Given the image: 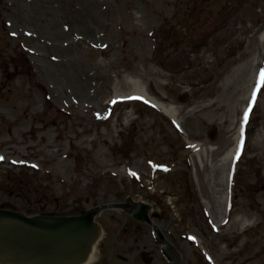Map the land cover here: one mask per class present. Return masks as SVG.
Returning <instances> with one entry per match:
<instances>
[{
	"label": "rangeland",
	"instance_id": "rangeland-1",
	"mask_svg": "<svg viewBox=\"0 0 264 264\" xmlns=\"http://www.w3.org/2000/svg\"><path fill=\"white\" fill-rule=\"evenodd\" d=\"M263 32L264 0H0V208L75 216L131 197L180 264H264ZM239 125L240 157L218 169ZM94 221L92 264H167L146 223Z\"/></svg>",
	"mask_w": 264,
	"mask_h": 264
},
{
	"label": "water",
	"instance_id": "water-1",
	"mask_svg": "<svg viewBox=\"0 0 264 264\" xmlns=\"http://www.w3.org/2000/svg\"><path fill=\"white\" fill-rule=\"evenodd\" d=\"M186 99L180 98L182 102H186ZM107 209H122L136 220L149 224L158 244L162 246L161 263L180 264L177 251L151 221L146 213L148 207L142 203L102 205L72 217H26L18 212L0 209V220H8L16 226L11 230L16 237L9 234L0 236V264H83L97 240L94 220ZM152 241L156 243L153 232ZM7 243L12 246H5Z\"/></svg>",
	"mask_w": 264,
	"mask_h": 264
},
{
	"label": "bare ground",
	"instance_id": "bare-ground-1",
	"mask_svg": "<svg viewBox=\"0 0 264 264\" xmlns=\"http://www.w3.org/2000/svg\"><path fill=\"white\" fill-rule=\"evenodd\" d=\"M259 43H260L259 46H262L263 50H264V32L259 37ZM260 49L258 48L255 56L251 60L252 64L250 63L253 67H252L251 74L249 75L248 79H246V81H245V89L246 90H245V94H244L243 104H246L248 102V100L251 99V97L253 96V94L256 91V85L259 82L258 69H259V66L261 63L260 62V57H261V50ZM127 83L130 84V87H131V93L130 94H134V95H136V97L142 98L143 100L148 101L149 103L154 105L158 110H160L162 113H164L166 116H168L170 119L179 123V120H178L179 118L177 117L176 109L173 107H168L167 105L163 104L162 102L158 101L153 96H151L139 79L134 78V77H130L127 79ZM116 94H117V97H122L121 94H119V93H116ZM125 96H127V95H125ZM242 110L245 111L246 108H242ZM241 134H242V126L239 125L238 129L236 130V135L234 138L233 146L227 151V153L224 155V157L218 159V161H219L218 165L220 166L218 169H223V171H224L225 167L228 165L227 166L228 169L231 170V167L233 166L234 162L238 158ZM205 151L208 152V149L203 150L202 151L203 153L200 152L196 155L197 162L200 166H202V164H203L202 156L205 153ZM210 151L211 150L209 149V152ZM221 174H223V172ZM226 180H227L226 186L229 188V182H230L229 173L226 174ZM215 183L217 184L216 181H215ZM214 198L217 200L216 201L217 208L220 209L222 202L225 203L227 201L226 192H224V194L222 196L215 195ZM207 211L209 213H211V207L207 208ZM241 222H242L241 224L243 227L248 226L249 224L251 225V223H249V221H247V220H242ZM13 229H16V226L13 225L12 222H10L8 220H0V236L1 237H4L6 234H9L11 237H16V234H12L11 230H13ZM96 232L98 235L97 240H96L95 244L93 245V248H92L90 254L88 255L87 260L83 264H92L94 262L95 253H96L97 247L100 244V241H101V238L103 235V230L101 228H97ZM5 246H12V244L7 243ZM5 246H3V247H5ZM178 260H179L178 256H176V261H178Z\"/></svg>",
	"mask_w": 264,
	"mask_h": 264
},
{
	"label": "trees",
	"instance_id": "trees-1",
	"mask_svg": "<svg viewBox=\"0 0 264 264\" xmlns=\"http://www.w3.org/2000/svg\"><path fill=\"white\" fill-rule=\"evenodd\" d=\"M188 182H190V180H189ZM189 185H190V184H189ZM190 187H191V186H190ZM190 190H191L192 198L194 199L195 197H194V193H193V191H192V188H190Z\"/></svg>",
	"mask_w": 264,
	"mask_h": 264
},
{
	"label": "snow or ice",
	"instance_id": "snow-or-ice-1",
	"mask_svg": "<svg viewBox=\"0 0 264 264\" xmlns=\"http://www.w3.org/2000/svg\"><path fill=\"white\" fill-rule=\"evenodd\" d=\"M255 96V94H253ZM245 119H247V113H245Z\"/></svg>",
	"mask_w": 264,
	"mask_h": 264
},
{
	"label": "flooded vegetation",
	"instance_id": "flooded-vegetation-1",
	"mask_svg": "<svg viewBox=\"0 0 264 264\" xmlns=\"http://www.w3.org/2000/svg\"><path fill=\"white\" fill-rule=\"evenodd\" d=\"M99 260V259H98Z\"/></svg>",
	"mask_w": 264,
	"mask_h": 264
}]
</instances>
